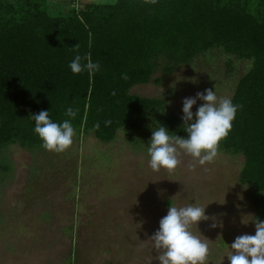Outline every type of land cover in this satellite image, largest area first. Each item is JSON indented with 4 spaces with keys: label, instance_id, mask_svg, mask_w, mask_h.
<instances>
[{
    "label": "trees",
    "instance_id": "obj_1",
    "mask_svg": "<svg viewBox=\"0 0 264 264\" xmlns=\"http://www.w3.org/2000/svg\"><path fill=\"white\" fill-rule=\"evenodd\" d=\"M213 51L248 63L218 152L242 157L238 182L254 219L264 221V0H116L67 10L50 0H0V176L12 174L9 146L42 149L29 119L41 111L62 122L68 107L78 110L76 133L102 143L124 130L140 148L156 123L185 138L183 114L166 113L167 100L130 90L160 84ZM76 55L91 56L100 70L74 75L69 63Z\"/></svg>",
    "mask_w": 264,
    "mask_h": 264
},
{
    "label": "rangeland",
    "instance_id": "obj_2",
    "mask_svg": "<svg viewBox=\"0 0 264 264\" xmlns=\"http://www.w3.org/2000/svg\"><path fill=\"white\" fill-rule=\"evenodd\" d=\"M247 69V62L213 51L130 93L167 100L166 113L183 114V100L206 89L230 99ZM149 141L136 148L120 130L111 143L76 133L63 153L9 146L12 174L0 176V264H159L151 240L159 221L169 205L195 201L208 217L193 231L208 244L209 264H230L235 239L255 235V211L238 182L242 157L218 152L201 165L181 151L175 170L155 173Z\"/></svg>",
    "mask_w": 264,
    "mask_h": 264
},
{
    "label": "clouds",
    "instance_id": "obj_3",
    "mask_svg": "<svg viewBox=\"0 0 264 264\" xmlns=\"http://www.w3.org/2000/svg\"><path fill=\"white\" fill-rule=\"evenodd\" d=\"M69 68L74 75L86 71L91 76L100 70V64L93 62L91 56L76 55ZM197 100L203 103L193 113ZM238 108L231 99L218 98L216 88L215 91L206 89L204 93H197L194 98H185L181 119L182 130L187 136L173 135L165 126L156 123L146 146L150 169L155 173L175 170L180 163L178 155L181 151L201 165L212 162L218 155L220 142L232 129ZM49 112L30 116L29 119L34 121L33 131L44 150L63 153L73 144L76 130L72 120L77 117L78 110L68 107L65 110L68 118L62 122L53 121ZM207 219L205 207L197 201L184 207L169 205L167 215L161 218L158 230L151 237L153 248L159 253L156 257L159 264H209L208 244L193 231V226L198 230L199 222ZM252 221L255 235L244 234L235 239L230 246L231 253L227 255L230 264H264V221Z\"/></svg>",
    "mask_w": 264,
    "mask_h": 264
},
{
    "label": "crops",
    "instance_id": "obj_4",
    "mask_svg": "<svg viewBox=\"0 0 264 264\" xmlns=\"http://www.w3.org/2000/svg\"><path fill=\"white\" fill-rule=\"evenodd\" d=\"M104 0H50L51 7L56 10H67L70 6H75L79 8L86 4H112V3H102ZM116 0H114L115 2ZM113 2V3H114Z\"/></svg>",
    "mask_w": 264,
    "mask_h": 264
}]
</instances>
